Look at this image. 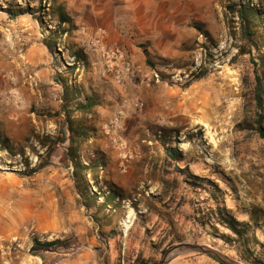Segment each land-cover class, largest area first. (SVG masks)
Here are the masks:
<instances>
[{
    "label": "rangeland",
    "instance_id": "obj_1",
    "mask_svg": "<svg viewBox=\"0 0 264 264\" xmlns=\"http://www.w3.org/2000/svg\"><path fill=\"white\" fill-rule=\"evenodd\" d=\"M246 6L264 20V0H0V264H159L180 244L264 264V23L250 40ZM75 53L85 66L68 70ZM55 78L91 136L71 133ZM86 96L94 114L73 108ZM72 148L108 164L87 174L96 200L78 194ZM36 240L58 244L34 254Z\"/></svg>",
    "mask_w": 264,
    "mask_h": 264
},
{
    "label": "trees",
    "instance_id": "obj_2",
    "mask_svg": "<svg viewBox=\"0 0 264 264\" xmlns=\"http://www.w3.org/2000/svg\"><path fill=\"white\" fill-rule=\"evenodd\" d=\"M55 14L57 15V17L59 19V24H61V25L69 24L71 27L74 26V23H73V20L71 19V17H69L64 12V10L61 7L57 8ZM238 16H239V18L242 19V21L246 22L249 25V26L245 25V33H246V36L250 40H252L253 31H251L250 27L252 25H255L256 21H258L260 23L261 22L264 23V20L261 17V14L255 8H250V7L246 6V7H241V9L238 11ZM44 44L46 45V47L48 49L51 50V46L48 43L44 42ZM56 53L59 55L58 51H56ZM250 54L252 55L251 52H250ZM69 58L72 61H74V62L72 63L73 67L67 68L65 66L68 70L74 71V70H76L75 66H79L80 64L85 66L86 57H84L81 53H75L74 56L70 55ZM252 59L255 60L254 58H252ZM255 66L257 68L258 64L256 63ZM256 79H257V85H258L257 86L258 106H259V108H262L263 107V101H262L261 96H260L261 91H262V79L258 75H257ZM55 81L63 87L64 98H65L63 108H64V112L68 116V124H70L72 126L71 121H69L70 117H71L70 116L71 112H69L68 110H69V107L72 106V102L77 101V99H74V97L72 99L69 98L73 93H71L69 85H68V83L66 81H61L59 78H55ZM97 104L98 103L95 100L94 96H86L84 98L83 102L77 103L75 105V107L73 106V108H74V110L79 111L81 113L94 114ZM260 130L263 132L262 129H260ZM71 133L72 134L74 133L75 135H77L78 137H80L82 139L86 138L87 136H91L90 134H88L86 132V130L83 127V125H77L75 131L73 130V126H72ZM262 135L264 137V133H262ZM85 140H87V139H85ZM71 150L72 151H70L71 154L69 155V159H70V162H71V164H72V166L74 168L73 177H74V181H75V184H76V189L78 191V194L81 197H84V199L88 198V199H90V201L94 200V199L96 200L100 195L98 193H94L91 190V187L89 186V183H88V180H87V174L92 173L94 176H96L98 170L101 169L102 171H105L108 168V164H107L106 161H104V162L99 161L98 163H90L89 165H84L83 163L76 161V159L74 157V155L76 153V151H74V150H76V149L72 148ZM168 154H169L170 157H174V155H175L174 152L171 153L170 151L168 152ZM107 198H108V202H114V201L120 199V196H118L117 198H112V197L111 198L107 197ZM90 206L91 205L89 203H86V205H85L86 208H91ZM226 220L228 222L227 224H228L229 228L232 231H234L235 233H237L238 232V230H237V225H238L237 221H235L232 218L226 219ZM56 244H58V241L40 243L38 240H36L35 244H34V247H33V250H32V253L38 254L39 250H44L46 252H49L51 250V248L54 245H56ZM36 256H38V255H36Z\"/></svg>",
    "mask_w": 264,
    "mask_h": 264
},
{
    "label": "water",
    "instance_id": "obj_3",
    "mask_svg": "<svg viewBox=\"0 0 264 264\" xmlns=\"http://www.w3.org/2000/svg\"><path fill=\"white\" fill-rule=\"evenodd\" d=\"M191 254L208 256L218 261L220 264H239L211 247L192 244H180L178 246L170 248L168 251L165 252L159 264H169L171 261H173L179 256Z\"/></svg>",
    "mask_w": 264,
    "mask_h": 264
},
{
    "label": "built area",
    "instance_id": "obj_4",
    "mask_svg": "<svg viewBox=\"0 0 264 264\" xmlns=\"http://www.w3.org/2000/svg\"><path fill=\"white\" fill-rule=\"evenodd\" d=\"M105 38H106V33H105V31H102L101 33L96 35L94 38L90 39V46H92L93 48L98 46L97 49H100L103 45H105ZM112 55H113V57H115L117 55V53L114 52V53H112Z\"/></svg>",
    "mask_w": 264,
    "mask_h": 264
},
{
    "label": "crops",
    "instance_id": "obj_5",
    "mask_svg": "<svg viewBox=\"0 0 264 264\" xmlns=\"http://www.w3.org/2000/svg\"><path fill=\"white\" fill-rule=\"evenodd\" d=\"M117 3H118V2H115V1H114V3H111L110 7L115 8ZM110 43H112V42H110ZM110 43H109V44H110ZM113 158H114V157H113ZM116 182H119V181H116ZM119 186L122 187L121 184H120Z\"/></svg>",
    "mask_w": 264,
    "mask_h": 264
},
{
    "label": "bare ground",
    "instance_id": "obj_6",
    "mask_svg": "<svg viewBox=\"0 0 264 264\" xmlns=\"http://www.w3.org/2000/svg\"><path fill=\"white\" fill-rule=\"evenodd\" d=\"M203 116H205V113H203Z\"/></svg>",
    "mask_w": 264,
    "mask_h": 264
}]
</instances>
